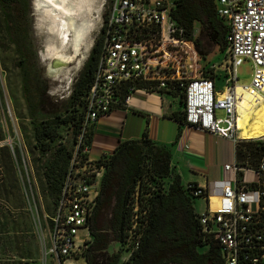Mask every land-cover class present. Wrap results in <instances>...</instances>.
Wrapping results in <instances>:
<instances>
[{"label":"built area","instance_id":"built-area-1","mask_svg":"<svg viewBox=\"0 0 264 264\" xmlns=\"http://www.w3.org/2000/svg\"><path fill=\"white\" fill-rule=\"evenodd\" d=\"M180 0H109L101 29L100 59L84 97L85 121L54 214L46 216L45 250L59 264L84 258L91 239L102 181L112 155L90 158L86 136L103 117L130 108L139 91L184 96L185 126H191L236 145V161L225 165L230 178L206 187L184 184L195 199L207 204L198 213L201 233L219 246L224 264H264V137L239 136V107L246 95L264 98V0H216V13L227 27V72L224 84L217 79L188 78L184 62L197 52L194 38L173 19ZM244 60L253 64L248 86L238 84L237 69ZM215 68V66H211ZM7 96L0 84V108ZM8 109L10 106L8 104ZM218 112L225 117L219 118ZM251 142V143H250ZM140 203L135 200L129 252L118 264H128L141 245ZM88 237L80 240V232Z\"/></svg>","mask_w":264,"mask_h":264},{"label":"trees","instance_id":"trees-1","mask_svg":"<svg viewBox=\"0 0 264 264\" xmlns=\"http://www.w3.org/2000/svg\"><path fill=\"white\" fill-rule=\"evenodd\" d=\"M29 7V0H0V55L6 47H15L22 95L33 126L34 147L42 155L54 150L43 164L42 176L45 194L56 206L85 121L84 97L99 63L103 38L99 36L95 42L67 107L47 111V87L34 62ZM172 17L185 29L186 38H193L194 31L198 30L194 41L203 59L215 47L226 52L227 27L217 16L216 0H180ZM166 93L179 96L184 104L180 92ZM174 119L185 126L183 113ZM63 127L71 130V144L61 140ZM91 138L92 131L86 136L87 144H91ZM171 165V152L152 142L147 134L141 140L119 145L102 181L87 264L119 263L120 255H110L109 246L117 242L126 250L124 243L132 226L136 198L140 213H144L139 221L142 238L139 250L128 264H224L219 246L201 233L194 207L197 201L190 196L181 177L174 175ZM169 178L173 180L166 184Z\"/></svg>","mask_w":264,"mask_h":264},{"label":"rangeland","instance_id":"rangeland-1","mask_svg":"<svg viewBox=\"0 0 264 264\" xmlns=\"http://www.w3.org/2000/svg\"><path fill=\"white\" fill-rule=\"evenodd\" d=\"M108 3L109 0H104L101 22L91 35L94 45L101 35ZM29 5L30 38L34 62L47 87L45 109L47 111L62 110L67 107L74 86L85 65L81 71L73 72L68 78L55 74L58 70L43 55L46 34L37 30L33 0H29ZM228 60L226 52L222 53L219 47H215L205 59L199 54H193L192 59L187 63L184 62L183 70L188 78L197 77L200 74L216 78L218 79L217 86L221 88L224 84ZM17 61L15 47L9 46L2 51L0 84L4 87L7 99L0 108V264H32L34 262L59 264L54 257L49 256L44 247L46 216L54 214L55 205L45 194L42 173L44 162L51 157L54 150L42 155L34 147L33 126L22 95V76L16 67ZM213 65L215 68L211 67ZM253 73L252 62L244 60L237 69L238 84L250 85ZM218 117L224 118L225 115L223 112H218ZM61 131V140L69 141L71 144L73 140L71 130L63 127ZM172 180L169 178L165 183L169 184ZM195 207L201 214L206 211L207 204L205 201L197 200ZM109 219L110 216L107 217V220ZM87 237L86 231L80 232V240H85ZM92 241L91 236L84 250L85 259L80 258L75 261V264H87L86 256L91 254L89 244ZM108 252L110 255L119 254V262L129 255V252L117 242L110 244Z\"/></svg>","mask_w":264,"mask_h":264},{"label":"crops","instance_id":"crops-1","mask_svg":"<svg viewBox=\"0 0 264 264\" xmlns=\"http://www.w3.org/2000/svg\"><path fill=\"white\" fill-rule=\"evenodd\" d=\"M182 112L179 96L139 91L129 109L113 111L94 125L90 158L112 155L121 143L141 140L147 134L152 142L171 152L173 173L184 184L206 187L209 182L230 178L224 167L236 161L235 143L191 126H180L174 118Z\"/></svg>","mask_w":264,"mask_h":264},{"label":"bare ground","instance_id":"bare-ground-1","mask_svg":"<svg viewBox=\"0 0 264 264\" xmlns=\"http://www.w3.org/2000/svg\"><path fill=\"white\" fill-rule=\"evenodd\" d=\"M104 0H35L37 30L46 34L43 55L60 77L81 71L92 51L91 35L101 22ZM239 136L264 137V98L244 97L239 107Z\"/></svg>","mask_w":264,"mask_h":264},{"label":"water","instance_id":"water-1","mask_svg":"<svg viewBox=\"0 0 264 264\" xmlns=\"http://www.w3.org/2000/svg\"><path fill=\"white\" fill-rule=\"evenodd\" d=\"M33 5H34V8H35V0H33Z\"/></svg>","mask_w":264,"mask_h":264}]
</instances>
